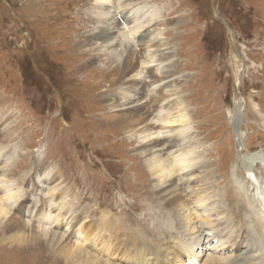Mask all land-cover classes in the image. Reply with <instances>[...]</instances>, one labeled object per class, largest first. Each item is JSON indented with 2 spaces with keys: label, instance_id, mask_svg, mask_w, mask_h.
Listing matches in <instances>:
<instances>
[{
  "label": "rangeland",
  "instance_id": "374dc122",
  "mask_svg": "<svg viewBox=\"0 0 264 264\" xmlns=\"http://www.w3.org/2000/svg\"><path fill=\"white\" fill-rule=\"evenodd\" d=\"M97 1L0 0V157L13 156L8 168H0L6 171L0 179L23 188L27 205H41L49 199L48 186L34 190L28 182L43 165L60 176L58 182L66 181L61 193L77 214L99 225L101 212L112 213L111 223L120 220L155 241L177 244L193 235L207 242L195 250L203 263L206 253L217 251L208 229L232 217L231 209L241 211L234 179L251 200L264 195L263 163L252 173L242 164L253 154L264 156V126L248 109L253 96L264 120V0H141L156 20L169 21L157 30L168 31L159 38L174 48L185 80V145L198 159L197 175H207L204 187L221 196L218 209L204 207L209 222L192 217L189 228L159 207L157 178L135 153L138 136L105 121L111 111L105 95L124 81L114 85L108 73L117 61L99 53L97 43H86L99 26ZM97 55L102 62L93 64ZM236 103L246 115L234 126ZM179 188L188 185L180 182ZM1 239L0 233V264H67L44 235L26 246H5Z\"/></svg>",
  "mask_w": 264,
  "mask_h": 264
},
{
  "label": "bare ground",
  "instance_id": "6f19581e",
  "mask_svg": "<svg viewBox=\"0 0 264 264\" xmlns=\"http://www.w3.org/2000/svg\"><path fill=\"white\" fill-rule=\"evenodd\" d=\"M97 2L94 10L99 15V26L86 43H97L99 53L109 54L117 61L108 73L113 84L124 81L117 92L105 95V103L111 109L105 114L106 123L120 128L128 137L138 136L135 153L145 159L157 178L156 193L163 212L180 221L183 227L189 228L194 219L205 218L209 222L211 214H207L204 207L211 205L214 210L218 209L222 204L221 196L216 189L204 187L207 175H197L198 159L185 145L189 130L186 95L181 88L185 80L176 69L174 48L163 44L159 38L165 40L168 31L166 28L157 30V25L169 21L156 20L155 14L144 5L147 1ZM100 57L95 56L91 62H102ZM250 98V115L264 126L256 109L258 106L254 105L256 99ZM242 106L236 103L232 109L234 126L241 122L243 114L246 115V111H241ZM2 121L3 117L0 126ZM12 157L8 156L7 160L0 157V161L4 158L0 168H8ZM257 162L264 165V156L253 154L242 164L247 173H252ZM5 172L0 169V175ZM57 175L42 165L37 166L29 180L28 185L34 190L41 183L48 186L49 199L41 205L36 202L27 205L23 188L0 179V233L5 246H26L44 235L53 254L62 257L67 264H124L127 259L129 264L202 263L201 255H196L195 250L198 246H207V242L203 241L202 245L193 235L180 237L177 244L164 239L155 241L127 230L119 219L121 223H111L112 213L101 212L99 225L77 214L75 205L62 196V183L66 181L58 182L60 176ZM234 181L241 211L237 215L231 209L233 219L230 216L208 229L214 240L210 244L213 243L217 251L206 253L202 264H264V195L251 200L243 186ZM180 182L188 185L185 191L179 188ZM201 210L205 215L198 213ZM28 223H33L31 228ZM203 230H199L200 234L205 233Z\"/></svg>",
  "mask_w": 264,
  "mask_h": 264
}]
</instances>
